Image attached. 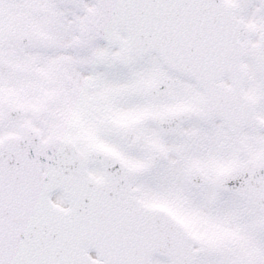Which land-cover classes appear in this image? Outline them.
<instances>
[{"label": "snow or ice", "instance_id": "snow-or-ice-1", "mask_svg": "<svg viewBox=\"0 0 264 264\" xmlns=\"http://www.w3.org/2000/svg\"><path fill=\"white\" fill-rule=\"evenodd\" d=\"M0 264H264V0H0Z\"/></svg>", "mask_w": 264, "mask_h": 264}]
</instances>
